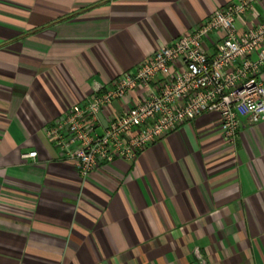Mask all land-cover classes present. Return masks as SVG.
Segmentation results:
<instances>
[{
	"label": "crops",
	"instance_id": "1",
	"mask_svg": "<svg viewBox=\"0 0 264 264\" xmlns=\"http://www.w3.org/2000/svg\"><path fill=\"white\" fill-rule=\"evenodd\" d=\"M232 1L0 0V264H264V120L231 141L205 114L85 178L45 131Z\"/></svg>",
	"mask_w": 264,
	"mask_h": 264
},
{
	"label": "built area",
	"instance_id": "2",
	"mask_svg": "<svg viewBox=\"0 0 264 264\" xmlns=\"http://www.w3.org/2000/svg\"><path fill=\"white\" fill-rule=\"evenodd\" d=\"M259 3L264 0H236L213 11L134 73L118 74L106 91L97 84L87 105H72L58 124L45 128L47 136L84 178L116 158L135 161L151 143L205 114L216 113L223 136L234 141L242 119L264 120V20L244 29L236 25ZM214 32L222 36L210 49L206 42ZM138 88L145 89L143 98L105 126L99 114Z\"/></svg>",
	"mask_w": 264,
	"mask_h": 264
},
{
	"label": "water",
	"instance_id": "3",
	"mask_svg": "<svg viewBox=\"0 0 264 264\" xmlns=\"http://www.w3.org/2000/svg\"><path fill=\"white\" fill-rule=\"evenodd\" d=\"M99 117H100L101 121L103 122V124H104L105 126H107V121H106V119L104 118V116H103L102 113L99 114Z\"/></svg>",
	"mask_w": 264,
	"mask_h": 264
}]
</instances>
